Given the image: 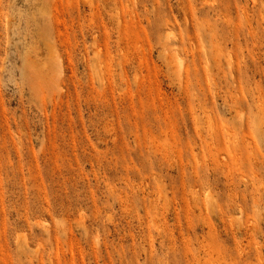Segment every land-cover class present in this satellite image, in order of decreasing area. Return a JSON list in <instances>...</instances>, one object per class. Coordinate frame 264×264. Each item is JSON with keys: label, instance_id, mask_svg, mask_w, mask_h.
Returning a JSON list of instances; mask_svg holds the SVG:
<instances>
[{"label": "rangeland", "instance_id": "374dc122", "mask_svg": "<svg viewBox=\"0 0 264 264\" xmlns=\"http://www.w3.org/2000/svg\"><path fill=\"white\" fill-rule=\"evenodd\" d=\"M0 264H264V0H0Z\"/></svg>", "mask_w": 264, "mask_h": 264}]
</instances>
